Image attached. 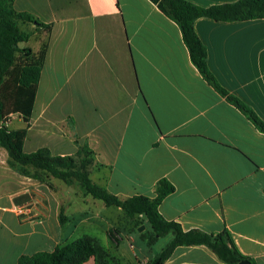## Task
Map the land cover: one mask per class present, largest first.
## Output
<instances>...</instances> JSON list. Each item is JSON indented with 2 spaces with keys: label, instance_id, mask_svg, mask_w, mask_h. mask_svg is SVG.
<instances>
[{
  "label": "crops",
  "instance_id": "0c3cea01",
  "mask_svg": "<svg viewBox=\"0 0 264 264\" xmlns=\"http://www.w3.org/2000/svg\"><path fill=\"white\" fill-rule=\"evenodd\" d=\"M188 1L208 7L237 0ZM13 6L51 25L45 31L19 22L30 34L20 46L46 47L32 113L27 121L12 113L4 122L26 129L24 151L75 155L87 144L90 177L122 198L154 197L166 177L175 187L159 204L166 219L185 230L227 228L241 252L264 264V132L204 79L179 25L151 0H13ZM194 27L217 81L264 120V17L201 16ZM77 188L18 172L0 146V264L85 235L105 246L96 234L111 237L119 225L109 217L125 213L116 206L102 214L97 198L79 196ZM33 197L41 205L31 218L12 210ZM81 264L98 263L90 257ZM164 264L227 263L195 244L177 246Z\"/></svg>",
  "mask_w": 264,
  "mask_h": 264
},
{
  "label": "trees",
  "instance_id": "16d2710c",
  "mask_svg": "<svg viewBox=\"0 0 264 264\" xmlns=\"http://www.w3.org/2000/svg\"><path fill=\"white\" fill-rule=\"evenodd\" d=\"M151 1L179 25L191 61L204 79L264 132V120L250 106L228 93L209 70L206 48L194 27L195 20L201 16L219 20L264 17V0H237L208 7L188 0ZM20 21L35 22L45 31L51 29L50 24L39 22L27 12L17 11L13 0H0V146L8 151L10 167L41 181L54 176L72 187L76 183L84 195L101 199L107 206L122 208L136 226L145 224L146 220L150 230L141 231L140 236L148 245L151 246L160 237H168L160 250H153L146 264H164L177 246L195 244L207 245L227 264H237L245 259L255 264L252 256L241 252L227 228L220 232H207L199 228L185 230L179 222L166 219L159 211V204L175 189L166 177L158 180L154 197L135 194L122 198L90 177L89 166L93 156L87 144H83L75 155H54L48 147L32 152L24 151L26 129H9L4 122L12 113L22 114L26 121L32 113L46 47L34 52L29 46H20L21 42L28 41L30 37L28 32L20 28ZM139 215H144V218ZM64 218L61 210V222ZM104 250V245L96 238L85 235L57 245L51 251L23 254L16 264H81L90 257H95L97 263L101 264L100 256Z\"/></svg>",
  "mask_w": 264,
  "mask_h": 264
},
{
  "label": "rangeland",
  "instance_id": "374dc122",
  "mask_svg": "<svg viewBox=\"0 0 264 264\" xmlns=\"http://www.w3.org/2000/svg\"><path fill=\"white\" fill-rule=\"evenodd\" d=\"M77 190L80 196L81 190L79 188ZM96 201L99 206L97 210H101L102 214H107L113 209H117L116 206H106L101 199ZM109 219L111 224L112 222L114 223V226L119 225V229L116 230V233H111V237L101 229L96 234L100 241L105 244V250L100 256L101 264H146L147 259L152 256L153 250L154 252L160 250L168 240L167 237H160L150 246L140 236L141 231L150 230L148 223L144 222L145 224L140 226L133 225L125 214H121L120 217L114 215V217H109ZM141 226L143 228L140 230Z\"/></svg>",
  "mask_w": 264,
  "mask_h": 264
},
{
  "label": "built area",
  "instance_id": "2783aa9c",
  "mask_svg": "<svg viewBox=\"0 0 264 264\" xmlns=\"http://www.w3.org/2000/svg\"><path fill=\"white\" fill-rule=\"evenodd\" d=\"M41 201L33 197L21 203H16L12 206V210L15 211L19 216L24 218H31L35 212H40L39 206Z\"/></svg>",
  "mask_w": 264,
  "mask_h": 264
},
{
  "label": "water",
  "instance_id": "95a60500",
  "mask_svg": "<svg viewBox=\"0 0 264 264\" xmlns=\"http://www.w3.org/2000/svg\"><path fill=\"white\" fill-rule=\"evenodd\" d=\"M142 228H143V226H141L139 229L141 230ZM237 264H251V262H250V260L245 259V260L240 261V262L237 263Z\"/></svg>",
  "mask_w": 264,
  "mask_h": 264
}]
</instances>
